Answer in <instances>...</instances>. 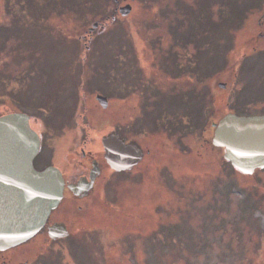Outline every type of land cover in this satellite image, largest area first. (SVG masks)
I'll use <instances>...</instances> for the list:
<instances>
[{
  "label": "rangeland",
  "instance_id": "rangeland-1",
  "mask_svg": "<svg viewBox=\"0 0 264 264\" xmlns=\"http://www.w3.org/2000/svg\"><path fill=\"white\" fill-rule=\"evenodd\" d=\"M125 1L0 0V114L31 113L44 139L36 166L72 180L81 148L101 149L113 129L152 151L112 197L86 214L72 205L68 232L95 236L31 242L30 258L264 264V169L241 174L211 144L226 114H264V0ZM83 105L113 119L83 123Z\"/></svg>",
  "mask_w": 264,
  "mask_h": 264
},
{
  "label": "water",
  "instance_id": "water-1",
  "mask_svg": "<svg viewBox=\"0 0 264 264\" xmlns=\"http://www.w3.org/2000/svg\"><path fill=\"white\" fill-rule=\"evenodd\" d=\"M118 9L124 16L131 7ZM97 99L106 106L104 97ZM29 121V115L23 112L0 115V250L34 236L63 196L64 179L60 170L51 165L41 170L34 167L40 139L29 127ZM213 126L211 144L224 148V160L236 170L251 175L256 169L264 168V114H227ZM101 143L106 160L118 170L130 169L142 153L139 144L126 143L125 137L115 131L103 136ZM49 230L60 236L67 234L62 224Z\"/></svg>",
  "mask_w": 264,
  "mask_h": 264
},
{
  "label": "flooded vegetation",
  "instance_id": "flooded-vegetation-1",
  "mask_svg": "<svg viewBox=\"0 0 264 264\" xmlns=\"http://www.w3.org/2000/svg\"><path fill=\"white\" fill-rule=\"evenodd\" d=\"M122 1L123 4L127 3L125 0ZM120 6L121 5H119L118 8ZM257 25L260 29H264V17L258 20ZM258 35L260 38L264 39L263 36L264 33H259ZM100 95L103 96L101 92H98V94L94 98V100H96V103L98 104L99 102L97 100V96ZM82 98L84 99L83 104L85 105L86 98H84L83 96ZM84 105L82 107L83 114L79 118L82 119L83 123L87 122L89 125L91 121H96L97 123H99L105 120L109 121L110 123V120L113 119V117L107 116L106 118H104V116H98L92 111H85ZM105 108H107V106ZM75 112L74 114H77ZM24 113L28 114L31 120V113L28 112H24ZM214 123L211 124L213 131H214V126H213ZM111 131H116V130L113 129ZM120 134L125 137L126 143L135 141L134 139H131L130 137H127L122 133ZM39 138H40V151L38 155L42 152V147L44 145V139L42 138V136L39 135ZM100 143H101V139H100ZM140 148L142 150L140 158H138V160L131 166L130 169H126V170H118L112 167L110 163H108V161L105 158V152L102 147V143H101V149H92L93 151L85 150V148H81L80 158L77 161L78 169L76 170L75 173H73L74 175H71L72 180H70V178L66 179L64 177L63 172L60 170L64 178V188H63V197L60 203L58 204V206L50 212L44 226L31 239L15 247L0 251V264H13L14 261L20 257L21 258L24 257L23 258L24 260L21 261L19 264H35L36 262H38L39 254L41 253L39 252L37 255L36 253H34L33 258H30L32 257L31 256L32 252L28 247H26V245L31 242H34L35 243L34 245L36 246L38 245L37 243H40L42 248L45 246L51 247V245H53L55 242H59V241L63 242L66 238L67 239L73 238L74 240L76 239L78 240V236L83 232H90L92 235L95 236L98 232H96L95 231L96 229H93L94 227L91 226L86 228L82 227V229L76 228L71 233L68 232L69 227L66 221L68 222V220L70 219L72 212L71 210L72 205L74 204L76 206V210L80 211V213L86 214V212L90 210L92 206L94 207L97 205V203L101 202L100 199L113 196L112 193L116 190L115 184L117 182H120L116 179L118 175H122V174L126 175V177L129 179V180L127 179L128 182L137 180L136 178L143 171L141 168L145 164L146 162L145 160L147 159L148 154H152L151 149L147 150V146L142 147L141 145ZM216 148L222 149L220 147H216ZM166 150L170 151L169 148H166ZM170 152L167 154L168 157L171 155ZM38 155L35 157V159L38 157ZM35 159L33 164L36 169L41 170L49 166V165L36 166ZM223 162L225 161L223 160ZM136 172H138L139 175L136 176ZM70 186L72 188H70ZM59 224H63L67 228V234L65 236L56 235L55 232L53 233L52 231L49 230L50 227H54L55 225H59Z\"/></svg>",
  "mask_w": 264,
  "mask_h": 264
},
{
  "label": "bare ground",
  "instance_id": "bare-ground-1",
  "mask_svg": "<svg viewBox=\"0 0 264 264\" xmlns=\"http://www.w3.org/2000/svg\"><path fill=\"white\" fill-rule=\"evenodd\" d=\"M29 127L31 128V129H33L32 127H31V124L29 123ZM34 130V129H33ZM35 131V130H34ZM36 132V131H35Z\"/></svg>",
  "mask_w": 264,
  "mask_h": 264
}]
</instances>
